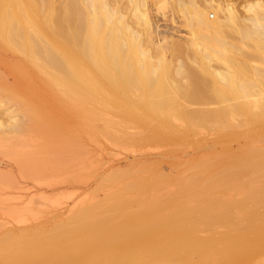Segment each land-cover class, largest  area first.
<instances>
[{
    "label": "bare ground",
    "instance_id": "bare-ground-1",
    "mask_svg": "<svg viewBox=\"0 0 264 264\" xmlns=\"http://www.w3.org/2000/svg\"><path fill=\"white\" fill-rule=\"evenodd\" d=\"M167 2L188 40L157 35L151 9ZM10 104L0 143H64L37 165L61 155L81 169V141L113 129L165 140L217 127L219 140L252 145L218 171L193 165L174 204L124 211L114 195L64 222L8 231L0 264H264V0H0V106ZM4 180L0 191L16 186ZM236 180L240 203L217 190Z\"/></svg>",
    "mask_w": 264,
    "mask_h": 264
},
{
    "label": "rangeland",
    "instance_id": "rangeland-1",
    "mask_svg": "<svg viewBox=\"0 0 264 264\" xmlns=\"http://www.w3.org/2000/svg\"><path fill=\"white\" fill-rule=\"evenodd\" d=\"M151 12H154L152 15L159 37L188 40L186 21L170 2L153 6ZM213 16L216 18L214 13H210L209 19L212 20ZM8 82L13 83L12 78ZM4 107L0 106V112L5 117L7 109L17 110L14 104ZM102 128L100 124L98 130L102 131ZM244 129L236 131L244 132ZM113 132L112 136H115L112 139L94 138L93 141L85 138L81 141L86 148L85 155L90 157L81 169L70 158L65 159L61 155L46 166L37 165L48 157L49 148L60 149L64 145L59 139L48 144L42 136H34L14 143H0V177L5 176L16 184L14 188L0 191V239L8 231L49 227L64 222L76 208L108 201L114 195L126 200L127 203L122 205L124 211L132 206L145 208L157 202L174 204L175 197L169 195L187 186L184 178H187L185 175L190 176L193 165L206 161L210 162L212 172L218 171L224 162L237 164L240 155L252 145L251 142L245 145L247 136L219 140L223 131L217 127L197 128L187 137L165 140H146L150 131L144 128L129 129L130 138L115 129ZM227 132L229 130L225 129L224 133ZM23 167L30 168V176L25 174ZM34 178L45 183L37 185ZM8 180L2 184H7ZM220 181L221 177L215 179L218 185ZM131 183L136 187L129 188ZM241 189V180L234 181L230 188L223 183L217 188L239 199L238 203L242 201ZM244 211L248 210L245 208ZM222 226L225 225L214 227L221 232L224 231Z\"/></svg>",
    "mask_w": 264,
    "mask_h": 264
}]
</instances>
